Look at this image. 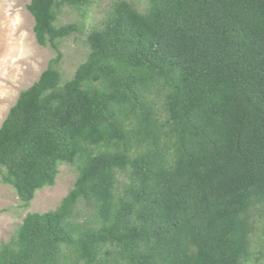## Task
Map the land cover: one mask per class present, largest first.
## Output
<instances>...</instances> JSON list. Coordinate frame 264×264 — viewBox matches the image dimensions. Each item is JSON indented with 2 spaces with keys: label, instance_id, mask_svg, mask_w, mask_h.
<instances>
[{
  "label": "trees",
  "instance_id": "trees-1",
  "mask_svg": "<svg viewBox=\"0 0 264 264\" xmlns=\"http://www.w3.org/2000/svg\"><path fill=\"white\" fill-rule=\"evenodd\" d=\"M127 0L64 79L58 24L91 0H30L56 52L0 125V181L28 208L62 163L77 176L28 212L0 264H243L264 218V0ZM264 247V226L261 231Z\"/></svg>",
  "mask_w": 264,
  "mask_h": 264
},
{
  "label": "rangeland",
  "instance_id": "rangeland-1",
  "mask_svg": "<svg viewBox=\"0 0 264 264\" xmlns=\"http://www.w3.org/2000/svg\"><path fill=\"white\" fill-rule=\"evenodd\" d=\"M117 0H91L89 6L64 7L58 24L78 22L82 33L60 41L62 59L60 71L68 79L78 64L85 60L89 47L87 33L101 26L108 10ZM139 11L148 8L146 0H127ZM30 0H0V125L21 90L36 81L56 52L37 43L33 31L34 19L27 5ZM77 176L76 166L62 163L53 186L37 190L28 208H23L16 191L0 181V245L10 241L28 212L55 209L71 189ZM257 230L251 237L250 255L243 264H264L261 231L264 218H257Z\"/></svg>",
  "mask_w": 264,
  "mask_h": 264
}]
</instances>
